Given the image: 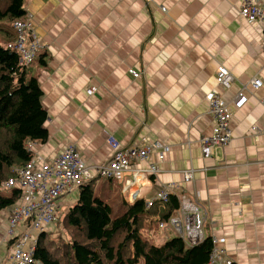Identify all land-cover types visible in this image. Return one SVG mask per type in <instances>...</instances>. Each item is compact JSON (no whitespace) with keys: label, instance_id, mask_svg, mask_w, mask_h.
I'll use <instances>...</instances> for the list:
<instances>
[{"label":"crops","instance_id":"1","mask_svg":"<svg viewBox=\"0 0 264 264\" xmlns=\"http://www.w3.org/2000/svg\"><path fill=\"white\" fill-rule=\"evenodd\" d=\"M242 1L27 0L30 30L42 47L31 68L43 91L49 134L33 153L41 164L73 144L91 166L112 160L108 135L124 148L159 141L169 151L157 177L145 172L130 184L132 173L112 182L95 176L96 195L117 213L147 202L162 185L180 183L193 169L195 182L183 195L199 194L208 213L206 237L217 236L225 251L222 264H264V24L240 16ZM219 66L236 80L229 90L216 85ZM254 77L263 86L234 112L229 145L203 158L199 141L213 126L206 93L215 90L232 102ZM155 163L151 158L133 168ZM78 195L75 190L58 199L57 217ZM8 213H0V264H9L13 251ZM27 232L29 224L16 235ZM141 237L151 244L144 230Z\"/></svg>","mask_w":264,"mask_h":264},{"label":"trees","instance_id":"2","mask_svg":"<svg viewBox=\"0 0 264 264\" xmlns=\"http://www.w3.org/2000/svg\"><path fill=\"white\" fill-rule=\"evenodd\" d=\"M26 1L0 0V21L11 24L10 29H2L5 43L0 44V213L21 199L22 191L8 189L6 183L33 159L28 145L45 144L49 137L43 91L32 74L34 62L23 64L19 53L9 48L17 39L13 24L26 21ZM93 180L78 189L77 202L62 218L65 235L55 239L49 232L39 234L35 264H141L142 259L144 264L208 263L214 248L211 236L190 247L180 238L156 246L141 237L147 220L167 222L179 210L175 195L152 209L137 200L113 213L96 195Z\"/></svg>","mask_w":264,"mask_h":264},{"label":"built area","instance_id":"3","mask_svg":"<svg viewBox=\"0 0 264 264\" xmlns=\"http://www.w3.org/2000/svg\"><path fill=\"white\" fill-rule=\"evenodd\" d=\"M240 16L250 23L264 24V0H243ZM30 19L31 15L27 14L26 21H16L13 24L17 39L9 45V48L19 53L25 65H31L42 48L30 30ZM131 74L135 79L140 77L139 73L131 71ZM235 81L227 68L224 66L217 68L215 76L217 86L229 90ZM262 86L263 83L259 78H252L241 87L232 102L224 101L215 90L206 93L205 100L209 106L213 126L211 135L202 137L199 141L203 158H211L217 150L229 145L232 136L230 122L234 112L242 109L247 104L249 95L259 91ZM94 92L95 89L91 88L87 94L91 96ZM261 102L264 108V100ZM107 142L113 151V158L107 164L87 165L80 157L76 146L68 144L59 156L52 160L39 164L33 157L18 170L15 178L6 183V188H17L22 191L21 199L9 209L8 213L6 238L14 240L9 264H35L33 256L37 238L40 233L47 232L58 222L56 211L61 196L78 190L95 176L107 181H120L126 174L132 173L133 180L130 184L136 183L139 176L145 172L157 177L159 164L165 160V154L169 151V147L159 141L124 148L113 135H108ZM34 145L32 143L28 145L31 152ZM151 158H156L157 163L151 164L147 170L133 168L134 164L147 162ZM194 182L195 171L193 169L185 171L180 183L162 185L156 195L146 202V209H152L158 204L167 203L172 195L177 197L179 210L174 212L167 222L158 221L157 230L160 236H164L167 231H175L187 247L199 244L207 238L205 227L208 213L199 199V194L190 193L192 199L183 195L184 186ZM127 189V187L122 188V195ZM27 224L30 232L18 237L16 235L18 228ZM211 239L214 248L207 264H222L225 251L221 247V240L214 235Z\"/></svg>","mask_w":264,"mask_h":264},{"label":"rangeland","instance_id":"4","mask_svg":"<svg viewBox=\"0 0 264 264\" xmlns=\"http://www.w3.org/2000/svg\"><path fill=\"white\" fill-rule=\"evenodd\" d=\"M4 22V25L5 27H0V44H4L5 43V40H4V34H3V30L2 29H10L11 28V24L10 22L8 21H3ZM104 184V182H99V187H102ZM76 194V193H75ZM78 197V196H77ZM122 198V197H121ZM77 199V198H76ZM75 199V200H76ZM68 212V211H67ZM67 212H58V217H59V220L61 221L62 218L64 217V215L67 213ZM114 213V211H113ZM154 218V217H153ZM149 219L146 221L145 223V229H144V233L145 235L147 236L149 242L152 244V245H156V246H165L167 244V239H166V236L169 235V239L170 240H173L175 239L178 234L171 230L169 231V233L164 235V236H160V233L159 231L157 230L158 228V221H157V218H156V221L154 219ZM58 226L54 227V228H50L49 230V233L53 236V238L57 239L58 237L60 236H64L65 235V231L64 229L62 228V225L61 223H57ZM56 225V224H55ZM168 237V236H167ZM172 238V239H171ZM14 243V242H13ZM141 264H144V261L143 259L141 260Z\"/></svg>","mask_w":264,"mask_h":264}]
</instances>
